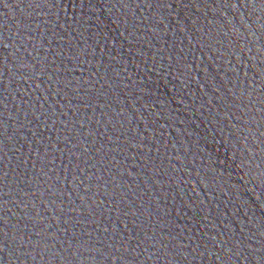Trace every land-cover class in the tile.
<instances>
[{
	"label": "water",
	"instance_id": "95a60500",
	"mask_svg": "<svg viewBox=\"0 0 264 264\" xmlns=\"http://www.w3.org/2000/svg\"><path fill=\"white\" fill-rule=\"evenodd\" d=\"M0 264H264V0H0Z\"/></svg>",
	"mask_w": 264,
	"mask_h": 264
}]
</instances>
